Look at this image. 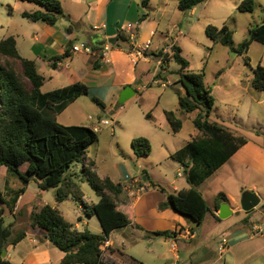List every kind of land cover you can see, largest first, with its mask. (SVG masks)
Wrapping results in <instances>:
<instances>
[{"label":"rangeland","instance_id":"1","mask_svg":"<svg viewBox=\"0 0 264 264\" xmlns=\"http://www.w3.org/2000/svg\"><path fill=\"white\" fill-rule=\"evenodd\" d=\"M17 1L0 0V40L9 34H18L21 43L24 39L30 42V37L36 31L37 25H34L36 23L31 20L24 18L17 9L14 12L10 11L9 4L15 6ZM241 1L210 0L204 6H198L193 12L180 10L178 0H151L150 2L154 7L161 6L162 9L165 7V2L169 4L165 7L161 30L170 33L169 35L172 37L170 40L175 39L176 35L179 36L175 43L182 48V55L188 60V68L191 71H204V83L212 89V94L215 98L214 112L225 120L231 121L249 131L252 129L256 132L257 129L264 138V91L256 90L252 87L250 78L253 77V71L248 66L245 55H240L236 52L242 42L249 37L250 29L262 23L264 19V0H255L254 12L239 11L237 6ZM139 5L142 6V0H139ZM142 8L146 13H149L146 16L147 21L145 24L149 27L151 23L153 24L154 11L150 8ZM73 23L75 26L79 24V22L76 23L74 21ZM224 23H227L233 31V42L229 46L221 42H214L206 33L208 25L220 28ZM174 24L179 27L175 28ZM133 26L137 32V28L141 26V23H134ZM142 28L145 29L144 26ZM180 29L183 33L178 32ZM95 32L97 30L89 26L87 38L79 39L77 43H86L84 40L90 39ZM138 38L139 35H137V40ZM163 38L158 33L154 37V44ZM119 43H122V40ZM171 52L172 50H170V54ZM248 56L253 68L259 63L264 65V44L254 41L250 46ZM0 60L4 64L8 63L15 66L19 74L22 75V68L18 61L8 56H1ZM168 63L167 61L164 62V68L166 66L169 69L168 73L172 75H164L162 71L159 72L164 80L167 79V76L171 78V84L166 88L152 82L157 60L140 64L146 67L144 71L146 75L139 78V80H143L142 85L148 88L147 93L144 95V101L142 99L139 100L137 97L131 98L123 104L115 101L106 103V108L103 110L93 100L94 94L89 93L82 95L69 107L67 106L63 111L59 112L56 115L57 121L66 125L84 124L94 128L95 122L99 118H113L117 120V123L113 126H102L98 130L99 140L89 147L87 157L82 160L83 163L87 162L89 167L82 171L81 167L79 168L75 164L70 169L73 174H66L64 188L70 182L72 186L69 190H72V193L64 201H57V189L53 188L43 191L38 187L36 183L38 181L31 180L29 189L24 193L21 210H18L16 214L12 213L6 207V204L0 202V211H2L1 208L5 207L4 214L0 215V218L3 217L4 219L5 225H11L13 230H32L31 214L34 211H39V208L46 203L55 205V207L60 209L68 221L80 224V230L89 229L94 233L101 234L102 227L98 217L96 215L87 216L84 212V204L91 206L93 202L99 200V196L91 187L88 175H86V170L94 166L91 161L96 162V170L101 177H110L118 181L136 177L139 178L141 183L142 180L145 183L144 176L147 173L153 187H155L153 185V181H155L160 183L161 186L169 188L168 183L170 180L174 178L181 179L179 174H184L182 163L172 159L167 160L165 155L166 151L177 149L190 139L195 130L193 123L188 118H185L182 131L173 133L168 127L158 125L157 115L155 116L157 119L155 121L147 114L149 111L154 110L157 114L158 109L156 107L160 96L162 97L163 105L172 109L179 106L177 90L181 84L178 82L179 74L175 70L178 64L176 62ZM57 83L55 82L56 85H58ZM93 89L96 88L94 87ZM145 91L142 92V96ZM97 97L100 98L99 95ZM90 116L93 117V120L89 119ZM138 136L150 139L152 151L149 156L139 157L135 153L132 140ZM253 144L255 145V143ZM6 170L5 166H0V187L2 189H4L5 185ZM233 170L234 166H231V168L227 166L218 171L217 175L209 182L210 184L212 183L211 189L207 190L206 194L209 205L212 206L213 204V191L220 189L222 186L221 179ZM77 173L80 174V179H77ZM127 176L130 178H127ZM13 180L19 182V185H23L19 181L20 179L14 177H11V182H9L12 183ZM238 184L241 185L240 191L242 189H251L250 187L254 185L257 186L255 193L259 195L261 202L256 208L248 212L243 211L240 206L242 211L230 216L228 222L243 221L247 214H250V217L255 220L254 223H262L264 221V168L258 169V167L253 166L237 168V173L230 179L229 186L233 190L238 191ZM152 186L151 189L153 188ZM147 189L145 186L143 195L147 192ZM6 195L9 198L7 200L11 202L13 195L8 194V192H6ZM152 202V199L148 201L149 205ZM169 207L171 208V206ZM165 209V205H163L161 210ZM80 216L82 217L81 219ZM142 219L144 220V218ZM244 221L246 224L249 223L248 218L244 219ZM197 229L201 233L196 243L191 245V248L182 247V242H177V251L181 256V264H189V261L193 264H209L211 261L201 262V258H198V254L204 252V248V254H207L206 259L213 261L221 257L218 246L223 239V230L228 229L224 225H215L211 216H208L205 222ZM179 230L181 228L177 232ZM145 232L146 230L136 227L117 229L114 234V239L117 241L116 247L144 261L146 264L173 263V259L165 260L160 257L161 255H172L173 238L155 235L150 238L143 237L142 235ZM131 238L135 240L132 241ZM121 242H124V244ZM204 245L205 247H203ZM192 247H196V249ZM104 248L107 250V247ZM226 259L231 264L234 263L230 261V256L225 257L224 255V261ZM117 261L123 264L124 261L128 260ZM258 261L264 263V257H260Z\"/></svg>","mask_w":264,"mask_h":264},{"label":"trees","instance_id":"2","mask_svg":"<svg viewBox=\"0 0 264 264\" xmlns=\"http://www.w3.org/2000/svg\"><path fill=\"white\" fill-rule=\"evenodd\" d=\"M22 1L33 2L41 7L32 12L24 11L23 17L31 21L42 20L52 26L62 17H66L70 22L67 31L72 32L75 29L60 0ZM205 1L207 0H180L178 7L180 10L189 11ZM237 9L241 12H254L255 0H242ZM206 33L214 42L232 45L233 31L227 23L220 28L208 25ZM254 41L264 44V19L261 24L250 29L249 37L236 50L240 55H245L247 64L253 71L252 86L264 91V65L259 63L253 68L249 62L248 52ZM171 50V54L167 53L164 56L165 61L173 60L179 65L178 82L186 93L179 94V107L187 113L196 112L193 123L202 134L171 155L174 160L185 166L186 177L191 187L168 194L167 202L160 207L171 206L185 216L190 228L195 230L204 223L209 213H213L197 187L244 146L248 138L236 134L228 126L212 118L213 115H217L214 112L215 98L212 89L204 83V71L193 72L188 69L189 62L182 55V48L179 45L174 44ZM70 55L68 48L62 56H56L54 59L61 60ZM157 55L161 56L162 52ZM1 56L18 61L22 75L15 66L4 64L0 60V166H5L7 173L20 179L23 187L16 191H7L13 195L11 202L7 200L6 192L0 187V202L14 212L19 196L25 192L33 179L38 181L42 190L57 189V200L62 202L72 193V190H69L72 186L70 182L64 188L66 174L74 164L82 162L87 156L89 147L99 140V133L88 125L59 123L56 115L80 96L89 94V86L83 82H76L43 92L41 88L45 77L40 73L34 60L20 54L17 40L13 35L0 40ZM93 100L103 110L105 109V103L98 97H93ZM165 114L172 131L179 132L183 127V120L174 110L165 111ZM132 145L139 157L147 156L152 151L150 139L144 136L133 138ZM91 162L95 165L94 161ZM86 175L100 199L91 206L84 204V212L87 216L98 217L103 230L101 234L89 229L79 230L74 223L65 218L61 210L50 204H45L39 211L31 214V226L43 229L47 238L65 253L61 264H122L106 254L104 249L115 229L131 223L127 214L118 208L115 200V196L122 191V184L110 177H101L95 171L86 170ZM146 177L150 180L147 173ZM153 185L161 187L154 182ZM227 200L223 192L219 193L215 199L217 210ZM0 215H3V210L0 211ZM216 217L220 220L219 216ZM191 219H196L199 222L198 226L192 227ZM152 233L155 236L175 237L178 232L175 229L157 230ZM25 236V231L15 234L12 226L5 225L3 217L0 218V264H11L2 257V253L8 245L17 244Z\"/></svg>","mask_w":264,"mask_h":264},{"label":"crops","instance_id":"3","mask_svg":"<svg viewBox=\"0 0 264 264\" xmlns=\"http://www.w3.org/2000/svg\"><path fill=\"white\" fill-rule=\"evenodd\" d=\"M60 1L64 9V12L71 17L72 21L76 23L79 22V24L75 26V29L72 32L67 31V27L70 25L68 19L66 17H62L54 26L49 25L48 23L42 20L32 21L36 23L34 25H37V29L30 37V42L24 39V41L21 43L20 36L18 34L8 35V36L11 35L15 36L17 40V48L23 57L34 60L37 63L40 73L45 77L44 84L41 88L42 91L49 92L51 90L64 87L70 84H74L76 82H83L89 86V93L94 94V97H97L99 95L100 97L99 99L106 104L115 101L119 102V96L122 89L127 85H131L136 91V94L133 98L137 97L139 100L142 99L144 101L145 100L144 95L147 93L148 88L147 86L142 85L143 80L142 79L139 80V78L140 77L142 78L146 75V73H144L146 67L140 64L141 63L146 64L158 60L159 56L157 54L159 52L169 51L168 53H170L169 47H172L174 44H176L175 42L179 37L178 35H176L175 39L170 40L172 38L169 35L170 33H166V31L161 30L162 17H164L166 10L165 7L168 6L169 4L165 2L164 3L165 7L162 9L161 6L154 7L150 2L151 0H142V6L139 5V0H60ZM144 1H146L145 4L143 3ZM179 1L180 0H178V3ZM209 1L210 0H207L204 3L199 4L195 8L189 11L193 12L198 8V6H202V5L204 6ZM142 7L148 9L150 8L151 10L154 11L153 24L151 23V26L149 27L145 25L147 21L146 16L149 13H146ZM9 8L10 11L13 12L16 11L17 9L21 15L24 11L32 12L41 9V7L36 3L22 1V0H18L15 6H11L9 4ZM129 23L132 24L141 23V26L137 28V32H136L137 33L136 35H139L138 38L139 41L137 40V36L135 39L137 40L138 43L145 44L146 42L151 41L150 48L147 51L148 54L147 58L140 60L138 64L133 63L132 58L128 53L130 48L132 47V43L134 39L131 37V35L128 32L122 31L124 26ZM104 24L106 25L105 28L97 30V32H95V34L92 37H90V39L84 40V42H88L91 45V52L72 51L73 45L78 44L77 40L82 38H87L89 26L93 27V29L96 30L95 26H102ZM142 26H144L145 29H143ZM174 27L178 28L179 26L174 24ZM178 32L183 33L181 29ZM158 33H160L164 38L161 41H157L156 44H154V37ZM115 39H117V41L114 44ZM121 40L122 43H119ZM107 42H110L115 46L116 44L118 45V47H114L109 53L111 59L110 62H105L101 54L103 45ZM68 48H70V54H71L70 57L61 60L54 59L56 56H62ZM182 54H183V50H182ZM173 62L175 61L172 60L168 64H172ZM178 68L179 65L175 70L177 71ZM168 71L169 69H167L165 66L164 72L163 71L162 72L164 73V75H168L169 74ZM158 74L161 75L160 73ZM171 75L172 74L170 73L169 76ZM167 79L171 81V78H169L168 76ZM250 81L252 85V77L250 78ZM55 82H58L57 83L58 85H56ZM94 87L96 89H93ZM178 88H179L177 90L178 95L186 94L183 86L180 85V87ZM143 91H145V93L142 96ZM70 105H68V107ZM156 109H158L157 114L155 110L149 111L147 113L148 116L150 118L155 119L156 121L157 119L155 116L157 115L159 120L157 121L158 125L163 127H168L171 132L173 131L170 124L167 121L165 111L168 110L176 111L178 116L183 120V125L185 118H188L189 121L193 123V119L196 116V112L187 113L183 111L179 106L176 107L175 109H172L170 107L163 105L161 96L158 99V106L156 107ZM212 118L228 126L230 129L235 131L236 134L245 135L248 138V142L244 146H242L225 164H223L211 176H209L201 185L197 187L206 198L207 190L211 189V184H212V183L210 184L209 182L213 179V177H215V175H217L218 171H220L221 169L227 166H230V168L231 166H234V170L231 171V173L227 174L226 177L221 179V185H222L221 188L217 190L215 189V191H213V204L212 206L211 205L209 206L213 210L214 214L209 213L207 215V217L211 216L215 225L217 226L224 225V227L228 229V230H223L224 231L223 238H227L228 240L227 250L224 253H221L219 251L221 257L212 261L211 259H206L207 254L206 255L204 254L205 252V248H204L203 250L204 252H200L198 254V258H201V262L211 261L209 264H231L230 262L227 261V259L224 261V255H225V257L230 256V261H233L234 262L233 264H264L258 261L260 257H264V237L252 235L251 225L255 221L253 217H250V214H247V216L244 218V219L248 218L250 224L249 223L246 224L244 219L243 221L240 222H236V221L228 222L230 216H232L234 213H240V211H242L240 208L241 206L240 198H241V193L244 190H246V189H242V191H240V186H241L240 184H238V189H237L238 191L233 190L229 186V181L232 178V176H234L237 173V168L239 167L241 168L243 166H250V167L253 166V167H258V169L264 168V138L262 135L259 134V131L257 129L256 132H254L252 129H250L251 131H249L246 128H242L231 121L225 120L220 115H213ZM181 131L182 129L179 132ZM201 134L202 133L195 127L194 133L191 135L190 139L185 141L183 145L179 146L177 149L166 151L165 156H167V160H171V159L174 160L171 157L173 153L183 148L190 140L196 137H200ZM253 143H255V145ZM86 163L87 162L85 163L79 162L76 164L77 167L79 168L81 167L82 171H84L85 168L89 167V164ZM181 166L182 169L184 170V174L181 173L179 174L181 175L180 176L181 179L179 180L177 178L170 180L168 183L169 188L163 187L160 185V183H156L155 181L153 182L159 184L164 189H162L159 186L153 187L151 183L152 181H149L147 177L145 178L146 176L145 175L144 176L145 183L143 184H145L144 186H146L148 189L144 195L142 193L139 197L133 199L127 194V192L122 187L121 193L115 196V200L118 205V208L124 211L127 214L128 218L131 220V223L126 227H133V228L136 227L139 229L146 230V232L142 235L143 237L150 238L154 236L152 232L157 230H175V229L178 230L181 228V230L178 231V234H176L175 237H170L173 238L174 240L172 255L160 256L165 260L173 259V263L171 264H181V256L177 251L178 250L177 242L181 241L182 247L191 248V245L196 243L201 233L200 230L198 229L192 230L189 226V222L187 218L182 214L178 213L172 207L171 208L165 207L166 208L165 210H161L160 207L161 204L167 202L168 194L175 193L181 189L191 187V184L188 182L186 177L185 166L183 164H181ZM88 170L97 172L96 162L95 165ZM68 173L73 174V172H70V170ZM79 176L80 174L77 173V179H80ZM11 177L13 178L14 176L7 172L5 173L6 179L3 189L5 192H7L8 190L16 191L19 190L21 187H23V185H19V182L14 180L12 181V183H10ZM133 178L139 179L136 177ZM224 179L225 182L223 183ZM112 180L115 182H121V184L126 183L128 181V180L118 181L114 179ZM33 181L36 180L33 179ZM30 183L26 187V190L29 189ZM36 183L38 184V182ZM151 186L153 187L152 189ZM250 188L254 192L255 190H257V186L255 185L251 186ZM25 192H23L19 196L17 203L15 205L14 212L12 213L16 214L18 210H21V205L23 203ZM220 192H223L227 197L228 200L224 202L229 203L231 210H233V213L229 217L225 219L220 218L219 220L216 216H219L220 209L217 210V208L215 207V199ZM6 198L9 200L8 197ZM151 199L153 202L151 205H149L148 201H150ZM96 202H93L92 204ZM45 204L46 203H44L39 208V210ZM1 210H3V214H4L5 207L1 208ZM131 212H132V216H131ZM81 218L82 217L80 216V219ZM142 218H144L145 221ZM75 225L77 226L78 229L80 228V224H75ZM39 229L40 228L38 227L37 228L32 227V230H13L15 234L19 233L20 231H25L26 236L17 244H10L7 246L6 248L7 253L5 258L9 260L11 264H61L62 259L65 256V253L61 249H59L56 245H54L49 240V238H47L46 232L44 230H39ZM116 231L117 229H115L111 233L110 239L106 242V245L104 246L107 247V250L104 248L106 254L110 255L114 259H117L121 262H123V260H128V261H124L125 264H139L140 262H144L132 255L123 252L120 248L116 247L117 241L114 239V234L116 233ZM131 239L132 241L135 240L133 238ZM121 243L124 244V242ZM203 247H205V245ZM192 248L196 249V247H192ZM218 250H219V246H218ZM203 255L204 257H202ZM190 262L191 261H189V264H193Z\"/></svg>","mask_w":264,"mask_h":264},{"label":"built area","instance_id":"4","mask_svg":"<svg viewBox=\"0 0 264 264\" xmlns=\"http://www.w3.org/2000/svg\"><path fill=\"white\" fill-rule=\"evenodd\" d=\"M105 27H106L105 24L102 26H95L96 30H99ZM122 31L128 32L131 35V37L134 39L132 43V47L130 48L128 52L132 58L133 63L138 64L140 60L146 59L148 56L147 51L150 48L151 41H148L145 44L138 43L137 40H135L137 36L136 29L134 28L132 23L125 25ZM114 47H118V45L116 44L115 46L114 44L110 42H107L103 45L101 54L105 62L111 61L109 53ZM169 49L171 50V47H169ZM72 51L73 52H81V51L91 52V45L88 42L76 44V45H73ZM168 52L164 51L162 52V55L159 56L157 60V65L155 67V72L152 78L153 83L160 84L164 88L168 87L171 84V81L168 79L164 80L162 75H159L158 73L160 71L164 72V62H166L164 56ZM89 119L93 120V117L90 116ZM116 123H117V120L113 118H109V119L100 118L97 122H95L94 129L98 131L102 128V126H113ZM128 178L130 177L128 176ZM122 187L127 192V194L133 199L139 197L145 191V186L143 182L141 183L139 179H134V178H130L128 179L126 183H122ZM251 233L253 236H263L264 237V221L262 223H253L251 227ZM227 245H228L227 238H223L219 243V251L221 253H224L227 250Z\"/></svg>","mask_w":264,"mask_h":264},{"label":"water","instance_id":"5","mask_svg":"<svg viewBox=\"0 0 264 264\" xmlns=\"http://www.w3.org/2000/svg\"><path fill=\"white\" fill-rule=\"evenodd\" d=\"M117 39L114 40V44L116 43ZM136 94L135 89L131 85L125 86L122 91L120 92L119 96V103L123 104L125 101L133 98ZM146 178V176H145ZM261 199L258 194H256L251 189L244 190L242 192V198H241V207L243 211H251L252 209L256 208ZM233 213V210H231L230 205L228 202H224L219 210V217L222 219H225L229 217ZM199 222L196 219H191V226L196 227L198 226ZM6 249L2 253V257L6 256Z\"/></svg>","mask_w":264,"mask_h":264}]
</instances>
